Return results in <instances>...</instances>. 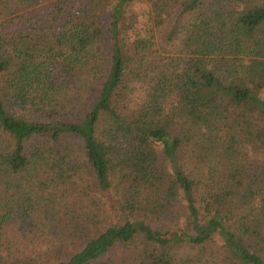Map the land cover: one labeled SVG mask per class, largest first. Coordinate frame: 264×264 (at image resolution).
Returning <instances> with one entry per match:
<instances>
[{
  "label": "trees",
  "instance_id": "trees-1",
  "mask_svg": "<svg viewBox=\"0 0 264 264\" xmlns=\"http://www.w3.org/2000/svg\"><path fill=\"white\" fill-rule=\"evenodd\" d=\"M0 264H264V0H0Z\"/></svg>",
  "mask_w": 264,
  "mask_h": 264
},
{
  "label": "rangeland",
  "instance_id": "rangeland-1",
  "mask_svg": "<svg viewBox=\"0 0 264 264\" xmlns=\"http://www.w3.org/2000/svg\"><path fill=\"white\" fill-rule=\"evenodd\" d=\"M144 7V4H142V3H138L137 4V10H139V9H141V8H143ZM18 233H15V234H13V236H15V235H17ZM29 238L27 239V243L28 244H30V240L31 239H33L34 241H36V240H38L41 244H46L47 242H49V240H50V237H54L53 236V233H50V234H48V233H45V232H40L39 234H38V236L37 237H39V238H32V237H30V235L28 236ZM217 244H212V248H214V249H216V250H219V245H220V243L219 242H216ZM126 253H127V251L124 249V248H119V249H117L116 251H114V257H115V259H118V261H122V259L123 258H125L126 257ZM188 252H187V250H185V249H181L180 250V256H184L185 254H187Z\"/></svg>",
  "mask_w": 264,
  "mask_h": 264
}]
</instances>
